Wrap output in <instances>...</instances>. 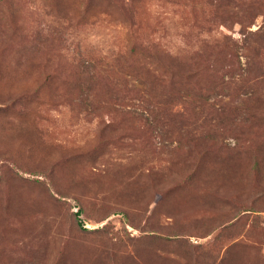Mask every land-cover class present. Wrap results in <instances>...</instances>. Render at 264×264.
<instances>
[{
	"label": "rangeland",
	"instance_id": "rangeland-1",
	"mask_svg": "<svg viewBox=\"0 0 264 264\" xmlns=\"http://www.w3.org/2000/svg\"><path fill=\"white\" fill-rule=\"evenodd\" d=\"M0 264H264V0H0Z\"/></svg>",
	"mask_w": 264,
	"mask_h": 264
},
{
	"label": "trees",
	"instance_id": "trees-1",
	"mask_svg": "<svg viewBox=\"0 0 264 264\" xmlns=\"http://www.w3.org/2000/svg\"><path fill=\"white\" fill-rule=\"evenodd\" d=\"M145 54H146V56H147L148 58L155 57L154 54H153L151 51H148V50L146 51ZM213 62L216 63V62H217V59L215 58V59L213 60ZM132 70L135 71V69H132ZM173 77H175V75H173ZM150 92H151V91H150Z\"/></svg>",
	"mask_w": 264,
	"mask_h": 264
}]
</instances>
